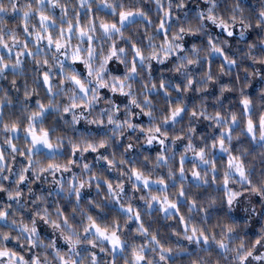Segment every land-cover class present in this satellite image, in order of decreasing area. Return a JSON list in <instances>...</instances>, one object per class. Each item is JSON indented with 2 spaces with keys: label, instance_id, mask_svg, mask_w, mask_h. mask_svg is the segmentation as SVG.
Here are the masks:
<instances>
[{
  "label": "clouds",
  "instance_id": "obj_1",
  "mask_svg": "<svg viewBox=\"0 0 264 264\" xmlns=\"http://www.w3.org/2000/svg\"><path fill=\"white\" fill-rule=\"evenodd\" d=\"M0 264H264V0H0Z\"/></svg>",
  "mask_w": 264,
  "mask_h": 264
}]
</instances>
